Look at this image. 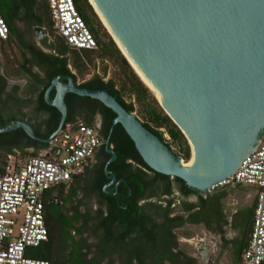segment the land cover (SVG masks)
Masks as SVG:
<instances>
[{"label":"water","instance_id":"1","mask_svg":"<svg viewBox=\"0 0 264 264\" xmlns=\"http://www.w3.org/2000/svg\"><path fill=\"white\" fill-rule=\"evenodd\" d=\"M88 1L136 75L195 148L191 167L185 169L106 89L80 86L63 73L43 91L45 102L60 114L47 137L36 135L24 118L0 124V132L19 127L32 140L47 143L65 123L63 98L69 92L109 108L111 123L122 126L154 172L179 178L201 193L234 172L264 134V0ZM34 32L36 38L44 34L39 25ZM195 247L204 263L216 261L207 242Z\"/></svg>","mask_w":264,"mask_h":264},{"label":"flooded vegetation","instance_id":"2","mask_svg":"<svg viewBox=\"0 0 264 264\" xmlns=\"http://www.w3.org/2000/svg\"><path fill=\"white\" fill-rule=\"evenodd\" d=\"M17 13L8 10L13 26L7 36L8 42L15 41L20 48V56L26 53V69L37 83L38 90H44L51 79L48 78V69L51 68L47 66L45 72L42 66V73L30 69L37 54L33 47L38 42L43 43V39L38 38L34 45V42L29 44L14 25L19 16ZM34 26L31 30L35 35ZM5 60L2 67L9 64V59ZM76 83L80 85V82ZM51 93L54 95V88L50 90L49 97ZM63 99L66 117L92 126L99 142L79 175L43 192L47 227V236L42 242L43 254L54 264H148L147 221L151 215H166L164 206L151 209L149 195L153 194L155 200L159 193L167 191L166 179L151 170L137 151L126 147L124 137L114 129L117 123H111L114 116L108 121L107 107L99 100L69 92ZM37 105L36 95L24 100L1 99L0 124L24 118L30 121L33 129H43L48 114L38 111ZM23 107L29 109V115L21 112ZM0 133H7L0 136V151L8 147L24 154L25 149L33 148L18 147L31 139L19 127ZM171 186L175 191L170 192L167 198L173 200V207L177 203L180 208H187L185 219L189 220L195 213L190 211V207L197 203L198 193H182L176 179L171 181ZM173 215L181 218L176 212Z\"/></svg>","mask_w":264,"mask_h":264},{"label":"built area","instance_id":"3","mask_svg":"<svg viewBox=\"0 0 264 264\" xmlns=\"http://www.w3.org/2000/svg\"><path fill=\"white\" fill-rule=\"evenodd\" d=\"M53 27L76 49H93L95 39L72 0H46ZM8 26L0 13V40L7 39ZM164 137L168 139L166 133ZM99 142L94 128L81 121H68L43 152L24 160L8 155L0 172V264H54L34 258L32 248L47 236L42 194L50 187L81 173ZM229 185L256 188L251 229L237 264L264 263V134L237 169L210 184L206 191Z\"/></svg>","mask_w":264,"mask_h":264},{"label":"trees","instance_id":"4","mask_svg":"<svg viewBox=\"0 0 264 264\" xmlns=\"http://www.w3.org/2000/svg\"><path fill=\"white\" fill-rule=\"evenodd\" d=\"M72 1L77 12L95 39L96 46L93 49H76L70 47L65 42L64 38L56 33L46 0H0V13L8 26L9 33L11 30H13L12 19L8 14V10L10 9L15 13L18 12L17 14L19 16L29 18L32 16L35 17L36 25L41 26L45 33L48 32L47 34L52 36L51 40L48 42V47L51 49L50 53H43L40 49L33 47V50L37 53L35 55L37 62L40 65L46 67L49 66L51 68V70L48 71V78H51L56 73L64 72L72 76L73 79L77 81L79 75H83L87 72L88 64L91 63L94 67V63L92 61L94 56H98L101 58V60L109 62L110 65L114 67L112 77L107 79L104 78V73L107 66V64H104L102 67V73L92 71L88 77L82 79L80 86L89 89H106L128 112H133L135 110L133 105L135 102V104L138 106V111L144 118V120H141V123L144 125V127L158 136L175 155H177L179 158L187 160L189 158L190 152L187 140L178 127L164 113L151 91L136 75L125 57L117 48L112 38L109 37L105 31L101 33L102 28L99 22L96 21V16L92 10V6L87 0ZM101 34L106 37L105 40L101 38ZM7 42L8 38L5 40H0V45H5ZM27 61L28 58L26 57V53L23 52L19 61H16L14 57H12L11 60L9 59V64L12 66V68L9 70L5 69L2 72L0 71V100L7 98H17L24 100L36 95L38 99V105L36 109L38 111L46 112L48 114V120L45 122L43 129L34 128V133L41 137H47L57 126L60 114L56 108L48 105L44 101V90L41 89L39 91L37 83L31 79V75L25 67ZM0 68H2L1 64ZM72 69L75 71H72ZM12 77L26 79L22 91H20L18 85L8 86V81ZM124 94L133 96L134 102L132 103L131 101H126L123 98ZM52 97L53 93L50 94V98ZM105 109L108 111L107 118L108 121H110L114 116V113L109 108ZM72 120V118L66 117L65 123ZM114 129H116V131H118V133L124 137L126 147L136 151L132 141L126 135L120 124H115ZM164 133L167 134L169 141L164 137ZM5 134L7 133H0V136H5ZM171 143L175 145L176 150L171 148ZM25 145H33L34 147L45 148L47 143L28 139ZM2 151L3 153L0 154V166L6 162L8 155H11L8 151ZM30 155H36V153L33 152ZM157 175L166 179V192H170V189L172 188L171 181L176 179L180 183V191L182 193L196 191L198 193V197L201 195V192L188 187L179 178L171 179L168 176L158 173ZM159 201H161L159 198H155V200L150 201L151 209L154 207L157 209L163 208V205ZM171 204V199L165 200V214L172 212V208L170 206ZM30 255L34 258L50 260L42 252V243L39 246L32 248Z\"/></svg>","mask_w":264,"mask_h":264},{"label":"crops","instance_id":"5","mask_svg":"<svg viewBox=\"0 0 264 264\" xmlns=\"http://www.w3.org/2000/svg\"><path fill=\"white\" fill-rule=\"evenodd\" d=\"M35 47L42 49L38 43ZM42 66H39L36 60L30 69L42 73ZM43 67L47 72L46 66ZM23 80L25 84L26 79L23 78ZM28 110L23 107L21 112H26L27 115ZM23 146L33 148L25 149L24 154L8 147H3V150L10 152V156L18 161L24 160L33 152L36 154L43 152L46 148L33 145L18 147ZM1 170L2 165L0 172ZM174 191V188L170 189V192ZM170 192L165 191L158 194L161 200L159 202L163 206ZM149 196L153 201V194ZM255 198L256 188L250 185H229L209 193H201L197 203L190 207V211H195V213L189 217V220L185 219L187 208H182L181 213H178L181 218L173 215L175 210L172 200L171 213L162 217L151 215L147 221L148 232L145 240L149 256L148 264H206L199 257L195 247L199 241L207 242L212 247L216 259L218 258L209 264H237L248 240ZM184 229L189 230L188 234L183 233Z\"/></svg>","mask_w":264,"mask_h":264},{"label":"rangeland","instance_id":"6","mask_svg":"<svg viewBox=\"0 0 264 264\" xmlns=\"http://www.w3.org/2000/svg\"><path fill=\"white\" fill-rule=\"evenodd\" d=\"M38 1H42V0H38ZM88 1V0H87ZM89 3V1H88ZM90 4V3H89ZM91 5V4H90ZM93 10V8H92ZM94 11V10H93ZM95 13V12H94ZM96 16V21L99 22L100 26H101V33H103V31L107 32L105 30V28L103 27V25L101 24V22L99 21L97 15L95 14ZM16 29H18L20 31L21 34H23V38L25 40H27V42H29V44H31L32 42L33 45L35 44V40H37L38 38H36V36L34 35V33H32V26L36 25V19L35 17H31V18H27V17H23V16H18L17 20L15 21L14 23ZM48 32H44L43 36H42V39H43V43L41 42H38L39 46H41V50H43L45 53H50L51 52V49L48 47V42L51 40L52 36L48 35L47 34ZM108 34V32H107ZM109 35V34H108ZM110 37V36H109ZM101 38L102 39H106V37L101 34ZM34 48H36L34 46ZM12 57H14V59L16 61H19L20 60V48L18 47L17 44H15V41L11 40L10 43L7 42L5 45H0V64L2 66H4V62H6L5 58H8V59H12ZM93 63H94V67L92 66V64H88V70L85 74L83 75H79L78 76V79L77 81L78 82H81L83 78H86L90 75V73L92 71L94 72H99V73H102V67L104 66V64H107L106 66V70H105V73H104V78L107 79V78H110L113 76V71H114V67L110 65L109 62H106L104 60H101L100 57L98 56H94L93 59H92ZM10 68H12V66L10 64H6L5 67H2L0 68V71L2 72L3 70H9ZM33 68H36V66ZM72 71H75L72 69ZM13 85H18V87L20 88V91L23 90V86H24V80L23 78H20V77H12L9 79L8 81V86H13ZM19 91V92H20ZM123 98L126 100V101H131L132 103L134 102V99H133V96H129L128 94H124L123 95ZM29 103V101H27ZM134 107H135V110L133 111V114L141 121V120H144V118L142 117L141 113L138 111V106L135 104L134 102ZM161 130H163L162 128H160ZM169 141V138L166 139ZM171 145V148L174 150H176V147L174 144H170ZM190 149V147H189ZM3 151L1 150L0 151V154H2ZM189 157H190V152H189ZM181 160L183 161H186L185 159H182L180 158ZM189 159V158H188ZM175 212L176 213H181L182 211V208H180L179 205H177V203L175 204V207H173ZM183 214V213H182ZM188 227V226H186ZM189 230L188 229H184L183 230V233L184 234H188ZM189 250V249H187Z\"/></svg>","mask_w":264,"mask_h":264},{"label":"bare ground","instance_id":"7","mask_svg":"<svg viewBox=\"0 0 264 264\" xmlns=\"http://www.w3.org/2000/svg\"><path fill=\"white\" fill-rule=\"evenodd\" d=\"M96 14V13H95ZM110 36V35H109ZM121 52V51H120ZM191 147V157H190V159L188 160V161H183L182 160V166L185 168V169H189L190 167H191V164H192V162H193V160L195 159V156H196V153H195V148H193L192 146H190ZM203 173V171L202 170H200L199 171V174H202Z\"/></svg>","mask_w":264,"mask_h":264}]
</instances>
